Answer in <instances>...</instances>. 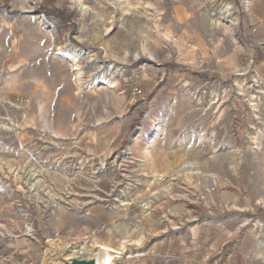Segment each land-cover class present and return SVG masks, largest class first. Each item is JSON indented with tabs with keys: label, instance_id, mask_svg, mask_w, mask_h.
<instances>
[{
	"label": "rangeland",
	"instance_id": "374dc122",
	"mask_svg": "<svg viewBox=\"0 0 264 264\" xmlns=\"http://www.w3.org/2000/svg\"><path fill=\"white\" fill-rule=\"evenodd\" d=\"M97 253L264 264V0H0V264Z\"/></svg>",
	"mask_w": 264,
	"mask_h": 264
},
{
	"label": "bare ground",
	"instance_id": "6f19581e",
	"mask_svg": "<svg viewBox=\"0 0 264 264\" xmlns=\"http://www.w3.org/2000/svg\"><path fill=\"white\" fill-rule=\"evenodd\" d=\"M81 76V75H80ZM78 80H79V77H78ZM81 83V82H80ZM101 83V79H96L95 81H93L90 85L91 86H96V85H98V84H100ZM155 182H159V180L158 179H155ZM144 205H147L146 203L144 204ZM123 235H124V232H121L120 233V236H121V239H120V241L122 242V243H124L125 241H126V238L125 237H123ZM129 239V238H128ZM121 249H119V250H115V251H112V253H117L118 251H120ZM107 255H105V254H101V253H97V254H95V255H93V258L95 259V261L96 260H101L102 258H104V257H106ZM89 257H91V256H89ZM112 264L113 263V261H109V264Z\"/></svg>",
	"mask_w": 264,
	"mask_h": 264
},
{
	"label": "water",
	"instance_id": "95a60500",
	"mask_svg": "<svg viewBox=\"0 0 264 264\" xmlns=\"http://www.w3.org/2000/svg\"><path fill=\"white\" fill-rule=\"evenodd\" d=\"M61 264H96V261L94 258L91 257H82V258L72 257Z\"/></svg>",
	"mask_w": 264,
	"mask_h": 264
}]
</instances>
